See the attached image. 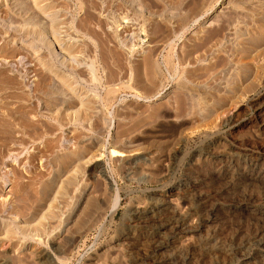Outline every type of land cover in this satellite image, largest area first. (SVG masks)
<instances>
[{
  "label": "rangeland",
  "instance_id": "rangeland-1",
  "mask_svg": "<svg viewBox=\"0 0 264 264\" xmlns=\"http://www.w3.org/2000/svg\"><path fill=\"white\" fill-rule=\"evenodd\" d=\"M39 1L0 2L45 124L0 163V264H264V0Z\"/></svg>",
  "mask_w": 264,
  "mask_h": 264
},
{
  "label": "bare ground",
  "instance_id": "bare-ground-1",
  "mask_svg": "<svg viewBox=\"0 0 264 264\" xmlns=\"http://www.w3.org/2000/svg\"><path fill=\"white\" fill-rule=\"evenodd\" d=\"M16 1H18V3H19V0H16ZM41 1V0H40ZM39 1V2H40ZM0 2H1V0H0ZM32 2V1H31ZM30 2V3H31ZM9 3H11V2H9ZM8 3V4H9ZM17 3V4H18ZM20 3H22V2H20ZM36 3V6L35 7H39V3L38 2H34V4ZM16 3L15 2H13V4L12 5H15ZM16 4V5H17ZM32 4V3H31ZM48 4V3H47ZM45 5L44 4V6L42 5V7L43 8H41V11L43 12V13H46L47 12V10H48V12H49V10L52 8H50V6L49 5ZM7 5V4H6ZM20 5V4H19ZM30 5V4H29ZM54 5V4H53ZM95 6V5H94ZM1 7V6H0ZM8 7V6H7ZM16 7V6H15ZM15 7H11L10 9V11H11V14H13L14 16H16V14H27V12L28 11H30V8L28 9V7H24L23 9L21 8V7H23V6H18L17 5V8L16 9H14ZM30 7H32V6H30ZM8 9H9V7H8ZM12 9H14L13 11H12ZM41 12V13H42ZM47 12V13H48ZM29 13V12H28ZM50 13H53V12H51L50 11ZM56 13V12H55ZM10 14V13H9ZM48 15H50L49 13H48ZM51 15H53V14H51ZM16 17H18V16H16ZM15 17V18H16ZM12 18H14V17H12ZM61 23V22H60ZM9 24V23H8ZM62 24V23H61ZM54 25H56V24H54ZM54 25H52L54 28H55V26ZM51 26V27H52ZM52 27V28H53ZM18 28V27H17ZM27 28V27H26ZM25 28V30H27ZM51 28V29H52ZM23 28L21 27L20 29H19V31H21ZM30 29V28H29ZM5 30V29H4ZM14 30H15V28H14ZM58 30V29H57ZM1 31V30H0ZM5 31H7V30H5ZM16 31H18V30H16ZM19 31H18V33H19ZM24 31V30H23ZM32 31V29L29 31V32H31ZM3 32V31H2ZM26 32H28V30L26 31ZM28 32V33H29ZM52 32H54L53 30H52ZM6 33V32H5ZM16 33V32H15ZM22 33H24V32H22ZM14 34V33H13ZM25 34V33H24ZM52 34H54V33H52ZM11 35V34H10ZM17 36H20V35H18V34H16ZM25 35H27V34H25ZM29 35V34H28ZM55 35V34H54ZM13 36H15V35H13ZM8 37V36H7ZM9 38H11V37H9ZM15 38H17V37H15ZM13 39H14V37H13ZM15 40V39H14ZM57 40H59L58 38H57ZM56 40V41H57ZM12 42V41H11ZM59 44V43H58ZM29 47V46H28ZM34 47V46H33ZM73 47V46H72ZM72 47H65V49H67V50H69L70 52H72L73 51V49H72ZM16 50H17V48H10V47H6L5 45H3L2 46V50L0 51V57H3V59H4V57H12V56H14V53L16 52ZM30 52V51H29ZM68 52V51H67ZM31 53V52H30ZM34 53V52H33ZM83 53V52H82ZM32 55V54H31ZM10 59V58H9ZM43 61V60H42ZM147 61V60H146ZM44 66H46V67H50L51 65H50V63L49 62H47V61H44L43 63H42ZM77 69V68H76ZM56 72H57V70H56ZM58 72H59V70H58ZM57 75V74H56ZM59 76V78H60V74L58 75ZM61 79L62 80H64L63 79V75L61 74ZM69 80V79H68ZM61 81V80H60ZM41 82H43V81H41ZM64 83V82H63ZM65 83H66V81H65ZM69 83V82H68ZM19 84H20V81L16 78V76H14V75H9V73H7V71H6V69H5V67L4 66H1L0 67V163H2L3 162V159H4V157L5 156H7V149H9L10 148V145H16V143H18V141H19V139H20V142H21V139H22V137H21V135H18L17 133H19V132H26L27 133V135L28 136H30V137H32L33 135H34V133L36 132V130L37 129H39V127L40 126H42V125H44L45 126V124H42V125H40V124H38V122H37V120L35 119H33V117L35 116L36 117V111H35V109H36V107H34L32 104L33 103H37V102H35V99H37L36 97H35V93H32L31 95H28L27 93H24V92H22V91H20L19 89H20V86H19ZM38 84V83H37ZM44 84V83H43ZM42 84V85H43ZM67 84V83H66ZM46 85H47V83H46ZM67 85H70V83L69 84H67ZM21 87H23V86H21ZM39 87V86H38ZM40 88V87H39ZM38 88H34V90H37ZM39 91V90H38ZM50 91V90H49ZM34 92V91H33ZM42 92V91H41ZM38 94V93H37ZM41 94H43V93H41ZM49 94V93H48ZM59 95V94H58ZM78 95V94H77ZM38 96H39V94H38ZM37 96V97H38ZM44 97V96H43ZM62 97V96H61ZM75 98H76V96H75ZM38 99H40V98H38ZM61 98L60 97H53V98H47V97H44V99H40L41 101V103H45V104H47L46 102H53V103H56L57 101H59ZM46 101V102H45ZM73 101H74V98L73 97H71V98H69V99H66V101L65 100H63V102L64 103H66V105L67 104H69L70 103V105L73 103ZM62 103V102H61ZM261 103V102H260ZM48 106V105H47ZM86 106V105H85ZM70 108V107H69ZM45 109V108H44ZM46 110V109H45ZM259 110V109H258ZM260 110L262 111L261 112V114H262V117L261 118H259L258 117V119H256V121H258L259 123H260V125H262L263 126V128H264V101L262 102V106H261V108H260ZM79 112V111H78ZM32 114V116H30ZM63 115V114H62ZM54 116V115H53ZM52 117V116H51ZM58 118V117H57ZM61 118V117H60ZM41 121V120H40ZM63 123V122H62ZM47 125L48 126H50V127H52L53 126V124L52 123H47ZM46 128V127H45ZM262 128V127H261ZM51 129V128H50ZM25 140V139H24ZM11 150V149H10ZM116 151V150H115ZM115 151H112L113 153L115 152ZM166 152V151H165ZM163 155V154H162ZM165 157V156H164ZM169 158H170V156H168ZM173 157V156H172ZM12 159V158H11ZM160 159V158H159ZM166 159H167V157H166ZM165 159V160H166ZM256 159V158H255ZM164 160V161H165ZM127 161V160H126ZM163 161V160H162ZM254 163H256V162H254ZM260 179V178H259ZM262 180H264V179H262ZM261 180V181H262ZM189 194V193H188ZM197 196V195H196ZM160 197V196H159ZM202 200V199H201ZM156 201V200H155ZM196 204V203H195ZM190 205V204H189ZM202 205V204H201ZM200 205V206H201ZM19 210V209H18ZM17 210V212H19ZM166 210V209H165ZM201 210V209H200ZM263 210V209H262ZM164 211V210H163ZM163 213V212H162ZM170 214V213H169ZM139 215V214H138ZM182 217L183 216H181V219H182ZM207 218V217H206ZM141 219V218H140ZM167 219V218H166ZM146 221V220H145ZM172 221V220H171ZM170 222V221H169ZM161 223H163V222H161ZM175 223H177L175 226H173L174 227V230L176 231V233L177 232H181V231H183L185 228H187V227H185L184 226V221L183 220H179V221H177V222H175ZM174 223V221H173V223L172 224H175ZM158 224V223H157ZM164 224V223H163ZM166 224V223H165ZM170 224V223H169ZM206 225V224H205ZM171 226V227H172ZM190 226V225H189ZM165 227L161 224V226H159L158 228H156L157 229V231L160 233H162L163 231H162V229H164ZM189 228V227H188ZM172 230V229H171ZM187 230V229H186ZM188 230H190V228L188 229ZM187 230V231H188ZM174 231V232H175ZM6 232V235H10V234H12L13 232H11V231H9V230H7V231H5ZM11 232V233H10ZM156 232V231H155ZM166 232V231H165ZM141 233V232H140ZM158 233V235H160ZM172 234H173V231H172ZM159 237V236H158ZM155 239H156V237H155ZM134 240V239H133ZM159 240V239H158ZM132 242V241H131ZM155 242H156V240H155ZM155 244V243H154ZM153 244V245H154ZM163 244H160V243H157V244H155L154 245V247H153V250H160V249H162L163 248ZM62 249V248H61ZM190 258V257H189ZM161 259H158L157 261H160ZM190 260V259H189Z\"/></svg>",
  "mask_w": 264,
  "mask_h": 264
}]
</instances>
